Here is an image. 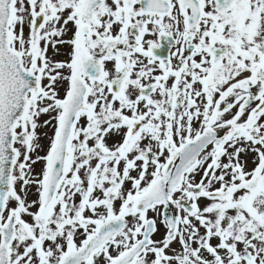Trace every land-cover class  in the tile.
Wrapping results in <instances>:
<instances>
[{"label": "snow or ice", "instance_id": "1", "mask_svg": "<svg viewBox=\"0 0 264 264\" xmlns=\"http://www.w3.org/2000/svg\"><path fill=\"white\" fill-rule=\"evenodd\" d=\"M0 264H264V0H0Z\"/></svg>", "mask_w": 264, "mask_h": 264}]
</instances>
